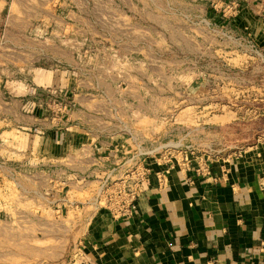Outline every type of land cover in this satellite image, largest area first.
Wrapping results in <instances>:
<instances>
[{
	"label": "rangeland",
	"instance_id": "374dc122",
	"mask_svg": "<svg viewBox=\"0 0 264 264\" xmlns=\"http://www.w3.org/2000/svg\"><path fill=\"white\" fill-rule=\"evenodd\" d=\"M237 1L0 0V264L83 263L74 253L82 231H47L27 216L43 197L25 193L20 176H1L23 170L4 162L36 146L23 134L52 118L56 127L70 119L76 149L91 146L92 193L137 147L149 166L181 161L179 152L215 160L264 146V67L235 30ZM38 69L51 80L43 86ZM76 195V211L96 208Z\"/></svg>",
	"mask_w": 264,
	"mask_h": 264
},
{
	"label": "crops",
	"instance_id": "0c3cea01",
	"mask_svg": "<svg viewBox=\"0 0 264 264\" xmlns=\"http://www.w3.org/2000/svg\"><path fill=\"white\" fill-rule=\"evenodd\" d=\"M245 1H237L238 15L232 20L235 30L245 32L264 52V0ZM34 81L43 86L51 80L45 70L38 69ZM58 120L52 118L48 127L23 134L36 137L37 145L18 154L10 151L15 157L4 162L5 168L20 166L23 170H8L1 176L4 180L20 176L25 193L43 197L45 207L27 216H36L50 226L47 231L58 235L61 225L68 233L82 231L75 246L82 247L87 264H264L261 143L209 161V174L199 170L194 156L190 169L172 165L163 187L152 176L151 187L138 200L134 215L117 219L106 209H74L77 193L85 200L92 199L89 179L97 175L92 171L91 146L76 149L71 136L76 131L68 126L70 119L64 127L55 126ZM260 134L264 135V130ZM104 151L108 155L119 152L110 147ZM151 163L153 171L168 170L165 163ZM76 182L83 184L77 188ZM71 212L78 213V218L63 223Z\"/></svg>",
	"mask_w": 264,
	"mask_h": 264
},
{
	"label": "built area",
	"instance_id": "2783aa9c",
	"mask_svg": "<svg viewBox=\"0 0 264 264\" xmlns=\"http://www.w3.org/2000/svg\"><path fill=\"white\" fill-rule=\"evenodd\" d=\"M235 8H238V3H232ZM247 55L251 58H257L263 64L264 67V52L259 49V47L251 40L247 39ZM114 153V152H113ZM150 155L137 147L133 154L129 155H119L120 159L118 162H112L114 164L113 168L107 167L106 172L103 177L99 179L96 192L91 200H93V205L98 209H103L102 206L105 204V209L109 210L114 218L123 219L134 215L137 211V202L144 196L151 187V177L155 176L159 187L165 185V177L172 165H185L186 169L193 167L192 160L190 156L193 154L179 152L181 161L177 158L174 160H168L165 164L168 166V170L153 171V169L148 166L145 162L144 157ZM190 155V156H189ZM110 156V155H108ZM113 157V155H112ZM118 157L117 155L114 156ZM118 157V158H119ZM214 156L210 155L195 157L198 160L202 173L209 174L208 162L213 159ZM109 159V158H107ZM111 160H106L104 163H108ZM160 166L161 164L158 163ZM116 166V167H115ZM117 180L114 184V181ZM76 203L74 204V206ZM75 256H81L83 263H86L85 254L82 247L75 248ZM82 263V264H83Z\"/></svg>",
	"mask_w": 264,
	"mask_h": 264
}]
</instances>
